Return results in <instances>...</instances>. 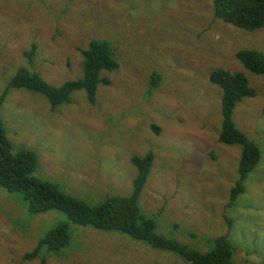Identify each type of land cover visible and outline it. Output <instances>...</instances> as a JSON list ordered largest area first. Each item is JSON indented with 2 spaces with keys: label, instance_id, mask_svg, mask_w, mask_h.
Masks as SVG:
<instances>
[{
  "label": "rangeland",
  "instance_id": "obj_1",
  "mask_svg": "<svg viewBox=\"0 0 264 264\" xmlns=\"http://www.w3.org/2000/svg\"><path fill=\"white\" fill-rule=\"evenodd\" d=\"M214 17L212 0H0V94L20 66L53 85L81 77L80 51L92 38L111 41L122 64L103 72L112 83L99 86L96 106L84 91L53 109L42 94L11 89L0 116L17 148L37 152L38 176L90 204L131 194L137 175L131 157L152 151L140 203L156 232L202 251L212 249L206 237L230 232L239 264H264V75L235 56L264 52V27L249 32ZM32 42L38 49L30 62L24 51ZM217 67L244 72L256 90L234 120L262 152L245 193L228 209L241 147L218 141L221 89L209 80ZM153 71L164 81L149 94ZM61 222L72 230L71 244L46 254V264L186 263L126 234L74 224L59 210L31 215L20 194L0 187V264H41L40 257L23 258Z\"/></svg>",
  "mask_w": 264,
  "mask_h": 264
},
{
  "label": "trees",
  "instance_id": "obj_2",
  "mask_svg": "<svg viewBox=\"0 0 264 264\" xmlns=\"http://www.w3.org/2000/svg\"><path fill=\"white\" fill-rule=\"evenodd\" d=\"M212 3L215 20L249 32L264 27V0H212ZM208 29L209 27L203 31ZM37 49V43L32 42L29 50L24 51V56L33 62ZM116 51L115 46L107 39H90L88 47L80 51L82 76L61 85H53L37 71L20 66L8 87L0 94V109L11 89H26L42 94L53 109L69 104L74 92L84 91L89 103L96 106L99 86H109L112 83L103 72H114L122 66ZM235 56L246 70L256 75H264V52L257 49H242ZM209 80L221 89L222 123L218 141L224 145L241 147L239 177L230 190V198L225 208L228 209L245 193V181L259 165L262 157L260 146L250 139L234 120L237 106L245 98L254 97L257 92L242 71L217 67L210 73ZM163 81L164 75L153 71L150 76L149 94L157 90ZM152 128L156 133H160L157 126ZM154 161L155 154L152 151L143 156L132 155L131 162L137 170V175L133 181L131 194H108L99 203L90 204L67 193L58 181L38 176L40 164L37 152L26 146L17 148L9 139L6 124L0 116V187L10 193L20 194L29 214L39 215L59 210L74 224L126 234L157 250L172 252L188 264H239L235 260L239 245L235 244L230 232L216 237H206L212 245V249L207 251L156 232L154 217L148 216L140 203ZM163 209L160 208L157 215ZM223 218L232 228L234 220L227 215L226 210ZM189 233L192 237L197 236L191 230ZM71 241L72 230L68 223H58L40 238L36 247L25 254L23 259L32 260L40 257L41 264H46V254L60 252L61 249L68 247Z\"/></svg>",
  "mask_w": 264,
  "mask_h": 264
}]
</instances>
